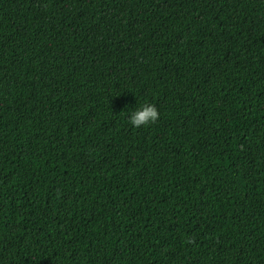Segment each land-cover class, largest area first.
<instances>
[{"label": "trees", "instance_id": "1", "mask_svg": "<svg viewBox=\"0 0 264 264\" xmlns=\"http://www.w3.org/2000/svg\"><path fill=\"white\" fill-rule=\"evenodd\" d=\"M0 264H264V0H0Z\"/></svg>", "mask_w": 264, "mask_h": 264}, {"label": "clouds", "instance_id": "2", "mask_svg": "<svg viewBox=\"0 0 264 264\" xmlns=\"http://www.w3.org/2000/svg\"><path fill=\"white\" fill-rule=\"evenodd\" d=\"M159 118L156 106L152 103H144L134 108L128 115V122L131 126L139 128L155 122Z\"/></svg>", "mask_w": 264, "mask_h": 264}]
</instances>
